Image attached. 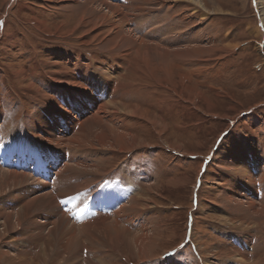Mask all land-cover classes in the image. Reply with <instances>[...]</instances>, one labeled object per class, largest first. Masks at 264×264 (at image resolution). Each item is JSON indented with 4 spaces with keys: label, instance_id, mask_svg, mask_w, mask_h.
Instances as JSON below:
<instances>
[{
    "label": "rangeland",
    "instance_id": "obj_1",
    "mask_svg": "<svg viewBox=\"0 0 264 264\" xmlns=\"http://www.w3.org/2000/svg\"><path fill=\"white\" fill-rule=\"evenodd\" d=\"M153 1L98 0L96 6L102 11L109 10L107 2L119 6L134 37L169 49V57L151 55L149 66L169 61L172 83H157L137 57L122 62L120 53L103 49V40L79 23L86 0H0V168L20 171L8 165V158L36 168L32 160L22 161L36 150L43 161L50 154V147L26 141L25 130L40 125L38 114L44 122L48 116L57 122L47 125L58 135L60 129L72 132L77 120L78 127L85 118L92 120L84 112L88 98L70 93L66 82L85 87L95 79L94 92L107 102L140 104L157 119V129L165 126L160 140L150 122L126 111L122 121L110 125L149 144L129 150L95 146L101 151L84 152L87 161L75 167L80 172L72 171L96 177L80 192L77 223L106 215L103 206L112 198L133 196L131 202L139 197V208L132 216L136 226L143 225L127 228L159 236L149 248L156 256L139 260L126 247L123 253L131 259L118 254L105 264H264V228L254 221L264 207V0ZM111 80L112 97L111 91L103 92ZM94 125L98 130L100 125ZM140 171L144 175L135 177L133 172ZM123 179L136 182V189L123 193ZM19 187L2 193L0 208L19 207L23 199L9 195ZM112 204L113 211L128 206L115 199ZM19 246L27 242L14 231L0 242V255L16 254ZM26 251L38 264L35 251ZM63 257L53 256L47 264H67ZM0 264L6 263L0 259Z\"/></svg>",
    "mask_w": 264,
    "mask_h": 264
},
{
    "label": "bare ground",
    "instance_id": "obj_2",
    "mask_svg": "<svg viewBox=\"0 0 264 264\" xmlns=\"http://www.w3.org/2000/svg\"><path fill=\"white\" fill-rule=\"evenodd\" d=\"M97 1L98 0H86L85 9L83 13L80 14V22H78L88 27L86 31L96 36V38L99 37L101 41L103 40V49L111 52L114 50L120 53L122 62H127L137 57L139 61L142 62L143 68L149 70L151 75L157 80V83L161 84L164 81L172 83L170 69L167 66L169 61L164 64V67L162 63L159 64L156 69L149 66L151 55L169 57V49L134 37L130 30L125 28L127 17L123 14L122 10L119 9V6L109 5L107 2V8L109 10L102 11L96 6L99 3ZM192 1L200 5V1L202 0ZM8 5H10V3ZM192 51L194 50L192 49ZM178 53H180V51ZM178 53L176 52L177 56ZM193 54H197L196 50ZM155 70H161L162 75L158 76ZM89 75L94 77L93 73ZM92 81H95V79ZM92 81H87L85 87L81 86V82H66V84L70 86V93L80 94L88 98V102L85 103L84 112H89L90 115L92 114V120H86L85 118L79 127L78 122H80V120H77V123L73 122L70 125V127H72V132H70V130L65 131L60 129L58 135L57 133H52V127L47 125L52 124L54 126L55 121L53 122L51 117L48 116V121L44 122L45 116H41V113L38 114L37 118L40 121V125L33 126L34 129L25 130L26 133L23 130L22 135H24V133L28 135L26 141L30 142L31 144H29L33 147H50V154H48L43 161V159L38 158L39 151L36 150L32 152L33 158L26 156L25 160L22 161L25 164H29V160H32L36 168L30 169L28 166L19 162H12V158H8V165L18 167L20 171L2 170L0 168V203L5 200L2 193L13 187L20 186L19 189L13 190L10 193L8 191L9 195L11 194L13 197V200H15V198L23 199V202L20 201L19 207L15 209H6V207L0 208V242L14 231L17 233L19 232L27 242V247L23 248L19 246L16 254L12 253V255H10L6 252L1 253L0 259H3L6 264H36L34 258L31 259V257L24 255L28 253L26 250L30 249L35 251L38 257V264H47L50 258L58 256L61 253L65 254L66 258H63L67 264H79L82 261L91 264H105L106 260L113 261V258L117 257L118 254L127 259L129 255L126 256V254L123 253L126 247L130 249L133 257L139 260L150 259L156 254L155 252L149 251V248L152 246L153 241L154 243L156 242L159 236H148L151 230H148L149 232L142 231L140 233L129 231V227H138V225L142 227L143 225L142 222H138L136 226L137 223L132 216V211L139 208V197L134 198L131 202L133 196H128L126 198L128 203L122 204L123 206H128L126 208L118 206L112 213H109L111 212V207L108 206L110 203L104 204V206L101 204L104 207L106 215L99 213L94 219L91 218L93 219L92 221L88 220V222H84L83 220V223H77L75 221V219L80 216H77V214L74 216L76 212L74 210L79 208V204L83 201L84 197L80 195V192L93 184L95 181L92 180L96 178L94 177L95 173L92 174V176H88V174L87 176L84 175L85 177L72 174V171H76V168H78L81 163L85 164L84 162L87 161L84 152H91L92 149L99 151L100 149L97 150V148H95V146L98 145L129 150L139 145L149 144L145 140H140L137 134L130 133L129 130H119L118 127L112 126L110 123L122 121V116L125 117L126 115L123 114L127 111L131 115L141 116L150 122L156 134L159 135L160 140V133H162L160 131L165 128L164 125H160L161 130L157 129V119L150 116L151 113L140 106V104H126V102L120 101V99L118 100L117 98L110 99V101L107 102L106 98L103 99L102 95L104 94L94 92L98 83ZM109 82L110 83L107 84L108 87H105L103 89L104 91H102L104 93L108 90L111 91L109 96L112 97L116 94V89L112 85L114 84L113 81L111 80ZM109 84H111V87H109ZM27 86L30 87L33 85ZM87 92L89 93L88 96L86 95ZM63 93L65 95L63 99L66 100V92ZM83 104L84 103L81 104V107ZM63 107L66 108V105ZM64 108L62 109L64 110ZM60 122H62V118L58 121V123ZM94 124L100 125L97 127L99 128L98 130H96ZM40 126L43 127L40 128ZM76 128L79 129L76 130ZM68 134L70 136H68ZM57 139L61 140L58 141ZM107 140H111L112 143ZM26 154H31V152L27 151ZM93 163L95 164V161ZM96 163L98 162L96 161ZM227 163H232V161H227ZM58 165L60 166L58 167ZM227 165L233 167L232 164ZM52 171L53 173L58 172V175L52 174ZM96 171L100 172L99 170ZM36 192H38L39 195H33V193ZM230 198L231 197L228 198L229 201L231 200ZM239 198L237 199L239 200ZM238 212L244 214L241 209ZM232 213L234 214L235 211H232ZM43 217L44 220L42 219ZM254 219L255 222H258L264 228V207L256 211ZM50 224L52 225V229L47 230ZM83 248L87 250L86 256H83ZM92 258H100L101 260L96 263L93 262V260L91 261ZM79 259L80 261H78ZM129 259H131L130 256Z\"/></svg>",
    "mask_w": 264,
    "mask_h": 264
},
{
    "label": "crops",
    "instance_id": "obj_3",
    "mask_svg": "<svg viewBox=\"0 0 264 264\" xmlns=\"http://www.w3.org/2000/svg\"><path fill=\"white\" fill-rule=\"evenodd\" d=\"M11 4V3H10ZM10 6V5H9Z\"/></svg>",
    "mask_w": 264,
    "mask_h": 264
}]
</instances>
